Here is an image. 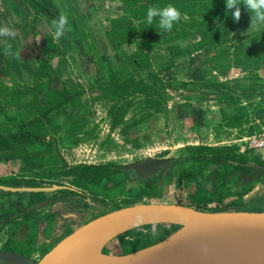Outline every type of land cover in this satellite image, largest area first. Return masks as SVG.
I'll list each match as a JSON object with an SVG mask.
<instances>
[{
    "label": "rangeland",
    "instance_id": "1",
    "mask_svg": "<svg viewBox=\"0 0 264 264\" xmlns=\"http://www.w3.org/2000/svg\"><path fill=\"white\" fill-rule=\"evenodd\" d=\"M47 2L51 5L52 10L56 11L54 18L44 16L42 11L35 9L29 0H0V27H10L8 24L10 23L13 29L16 28L15 32L17 33V25H24L26 38L30 41L28 43L33 44L36 50L32 53L35 57L31 59V63L35 66L38 62L37 72L42 64L43 42L47 43L46 41H48L56 47L55 55L66 51L60 39H63L72 50H77L76 48L81 44L79 48H82L83 51L80 52L85 51L83 56L94 65L95 72L92 68L91 73V78L94 81L89 83L84 77L80 78L73 68V61L63 60L65 67H69V75L67 72L65 75L66 82H68L67 88L73 98L66 102L62 109L51 112L45 120L43 128L37 131L40 134L53 136L51 137L52 141L42 147L39 145L26 146L28 144L26 142L17 147V143L14 142L9 147L10 155L8 152L0 153V162L15 159L12 162L14 164L12 168L3 172V176L15 175L50 184L71 186L69 184L73 178L59 176L64 172L62 159L65 164L72 166L104 163L121 166L147 158L183 159L188 156H203L208 154L205 149L224 147L230 148L235 156L242 155L246 159H252L254 150L264 148V46H258L255 52H247L255 44L258 45V41L257 43L249 42V34L245 36V33H248L245 31L248 24L246 29L239 30L234 25L237 22H232L235 32H231L221 43L202 46L200 50L192 51L188 59H177L175 63H171L167 55L162 52L163 42L167 43V40L150 41L152 45L145 57L137 59L141 70L136 71L130 69L131 59L128 54L126 57L128 59L125 58L122 47L119 48L120 50H114L116 57L113 58L112 52L101 38L106 31L103 29V25L109 20L108 15L122 16L119 7L113 8L104 17V13L101 14L98 12L99 10H95L96 8H92L89 14L87 10L84 11L81 7H77L74 0H47ZM41 4L43 1H40L39 5ZM173 5L178 9V2ZM240 8L244 18L249 17V13H246L247 10L242 4ZM62 12L68 16L67 30L62 37L55 39L51 21ZM204 12L205 10L199 7L198 3L191 4L185 11L191 23L198 24L200 22V24L212 26L223 21L222 18L215 20L205 18ZM128 15L133 18L131 12H128ZM95 20L98 25H103L98 26ZM239 22L247 23L245 19L239 20ZM150 31L147 30L145 33H150ZM134 36L129 35L131 38ZM75 39L79 42L76 45L73 42ZM17 42H19L18 33L16 38L0 37V58L4 62L2 69L5 70L4 74H0V133L14 131L21 122L35 114L37 106L35 94L39 88L33 90L35 81L27 78L25 68H22L19 58L5 55L6 45H11L12 50L16 52ZM144 46V43L141 44L139 49L145 48ZM192 46L194 47L191 44ZM234 47H236L237 54L241 52L239 56L249 54L251 57L246 59L252 63L243 66L234 64ZM130 52L132 55L136 53L135 51ZM254 55L257 60L259 59L257 63L253 61ZM28 59L30 60V57ZM77 59L79 62L82 60L81 58ZM56 60L58 59L56 58ZM63 67L60 66V68ZM114 74L118 78L125 79L136 76L138 83L152 84L153 86V93L148 90L150 93L148 96L141 99L135 96L132 98L133 103H128L129 98L126 100L127 102L121 103L120 108H117V117L114 123L128 118L126 124L129 126V122L137 118L140 122L142 120L139 123L142 125L146 124L153 115L159 114L162 121L154 132L137 133L138 137L136 135L123 137L118 127H115L114 124L112 126L107 112L109 108L113 109L110 107L111 103L107 101L108 97L99 91H90L89 86H93L96 82L100 88H104L108 79ZM42 84L39 91L41 94L45 93V85ZM140 88L141 86H136V89ZM184 105H198L207 112L216 111V107L223 110L227 117L226 121L221 122L220 120L221 124L215 125L217 128L215 126L212 128L213 130L216 128L214 132V137L218 139L216 145L212 146L215 141L203 142V134L207 136V125L196 120L184 121L175 116L173 111ZM75 110L78 114L73 117L72 113ZM76 119L79 121L82 119L84 123L81 126L77 125ZM80 131L85 135L76 137L75 135ZM113 131H116V135ZM60 134L64 135V139L60 137ZM45 141L47 143L48 140ZM20 152L24 154L22 157L18 156ZM203 166V164L192 162L186 164L185 170L181 172L174 168L170 180L159 188L155 182L149 183L145 188L124 187L120 179L115 177L116 174H113L110 179L112 183L109 186L111 188H104L103 185L91 186L89 189L75 188L105 202L106 211L149 202H171V204H182L211 212L239 208V206H235L237 202L231 205V203H225L222 200L227 199V194L233 193L225 187L222 189L224 193H217L214 196H208L203 189H200L201 184L207 182L206 176L209 174V170L203 169ZM207 167L210 169L213 166ZM233 171L231 170L229 173ZM188 173L190 176L187 178H179V175ZM229 173L228 177H230ZM114 183H116L115 186H113ZM1 199L5 198L0 197V201ZM48 209L45 208L44 211ZM168 229L169 227L165 226H155V229L153 226L137 229L114 240L106 248V251L117 254L133 252L138 248L139 242L147 244L151 240H159ZM5 240L6 233L4 232L0 234V245ZM32 242L33 239L30 243ZM43 251L44 249L40 251L39 256ZM39 256L36 255V258Z\"/></svg>",
    "mask_w": 264,
    "mask_h": 264
},
{
    "label": "water",
    "instance_id": "2",
    "mask_svg": "<svg viewBox=\"0 0 264 264\" xmlns=\"http://www.w3.org/2000/svg\"><path fill=\"white\" fill-rule=\"evenodd\" d=\"M90 6L88 0L85 1ZM264 160V148L254 150ZM170 160L147 158L123 166L129 178L143 181L168 169ZM132 184V181L130 182ZM63 187H7L11 193H50ZM69 212L75 225L34 262V258L0 250V264H264V211L198 210L182 204L137 203L105 212L100 204ZM263 210V209H262ZM140 218L142 223L136 226ZM169 227L159 240L124 254L104 248L117 238L151 226Z\"/></svg>",
    "mask_w": 264,
    "mask_h": 264
},
{
    "label": "flooded vegetation",
    "instance_id": "3",
    "mask_svg": "<svg viewBox=\"0 0 264 264\" xmlns=\"http://www.w3.org/2000/svg\"><path fill=\"white\" fill-rule=\"evenodd\" d=\"M29 1L32 4V6H34L35 9H37V10L39 9V11L41 10L42 13L44 14V16H46V17L49 16L50 18H54V16H55L54 14H56V11L52 10L51 5L47 2V0H40V1H43V4H41L42 6L39 5L40 4L39 0H38L39 2L37 0H29ZM88 1L90 2V6H87V4L85 3V0H74L75 4H77L76 5L77 7H79V8L81 7L82 10H84V11L87 10V12H89V14H90V10L92 8L95 9V6L91 0H88ZM89 14H88V16H89ZM134 20H137V18L133 17V19H128L127 17H124V18L117 20L118 24H113L115 20H108L107 26L100 24V23H99L100 25H98L97 20H95V23L98 26L103 25V29H106L104 34H102L101 38L103 39L102 41L104 43H106V45L108 46L107 47L108 49L110 46L113 49V51H112L113 58L116 57V53H114V50L116 51L117 49H119L123 45L118 40L112 41V39H110V38H112L111 35H113L114 39L117 38L116 35H114V32L116 31L117 28H119V30L123 31V34H121V36L123 38L126 36H129V35H126V29L129 27L128 23L135 25ZM173 29H174V26L172 28V31H173ZM176 31H179V28H177ZM138 33H139V30H136V32L134 33V34H136L135 35L136 37H137ZM151 33H152V31H150V34ZM170 33L171 32L169 31V35H167V34H164L163 32H160V34L157 36V40H160V41H161V39L166 40L169 37L167 42H169V44L171 43V45L169 47H167V43H166L163 46L164 48H162V49L165 51L168 50V53H169L168 59L171 60V63H175L174 55L176 57V52L174 51V48H171L174 46L173 42H174L175 33H172V34H170ZM146 34H148V33H146ZM183 35H187V34L183 33ZM195 36H197L196 41L200 39V37L198 35H195ZM136 37H132V38H136ZM147 37L153 38L154 36L151 35V36H147ZM60 40L63 43V46L65 47L66 51L61 52V54H59V55H55L56 47H54L48 41H46L47 43L43 42L44 48L42 51L43 54L41 55V58L43 57V59L41 61L42 65H40L41 68H40L39 72H37V75H35L34 78H32L34 81H35V79H38V81H35V82L42 84L43 81L47 80V76L45 75V72H44V70L46 69V66L51 65L52 60H56V58L58 59V60H56V66H58L57 67L58 68V80H56V82L58 81V83L56 84L57 91L54 90V92H56L55 95H57V97H59V100L62 101V104L58 105L56 110L62 109L63 105L73 98L70 96V90H68V88H67L68 82H66L67 77L65 75L66 72L67 73L69 72L68 71L69 67H65V64H64L65 61H63V60L67 59V60L73 61L72 65H73V68H74L75 72L77 73V75L80 78L84 77V79L86 81H88L89 83H91L90 81H94L93 78H91L92 77L91 76L92 68L95 71L94 65L91 62H88L87 59H85V57L83 56V53H85V51L83 53H81L83 51L82 48L81 49L79 48V47H81V44H79V47L76 48L77 50H72L70 48V46L68 47V45L64 42L63 39H60ZM73 42H75V45L79 43L77 41V39H75ZM193 42H195V40H192V43ZM47 44L49 47L47 46ZM138 44H139V48H141L140 47L141 46L140 41H138ZM132 45H134V44H132ZM151 45H152V43H150V42L148 44H146L144 47L147 49H145V50L150 49ZM178 46L180 48H182L180 45H178ZM189 46L186 45L184 49H188L189 54H192L191 50L195 47V45H194V47L193 46L189 47ZM197 46L198 45H196V48H197ZM196 48H194L195 49L194 51L197 50ZM142 49H140V50H142ZM33 52H36V50L34 48L29 52V55H28V57H30V60L35 57L34 54H32ZM75 53L78 54V57H80L82 59L81 62H79V60L77 61L75 59V57L73 59V54H75ZM146 53L147 52L143 53V51H140L139 54L136 55L135 57L139 60L140 58H144ZM165 55H166V53H165ZM126 59H128V58H126ZM130 64H131V67H130L131 70H136V71L141 70V68H138V67H136V65H133L132 61H130ZM32 66H33V64H32ZM60 66H64V67L60 68ZM2 68H4V62L0 58V71H1L0 74L1 75L4 74L3 72L5 71ZM80 70H82V71L80 72ZM68 75H69V73H68ZM134 77L135 78H133V77L129 78V79H133V83H132V85H130L128 87L126 86L127 79L118 78L117 76H115V74L112 75L108 79L107 85L104 86V88L103 87L100 88V85L96 84V82L93 84V86H89L90 91L91 90L92 91H99L100 93H102V94L104 93V95H106V97H108L107 101H109L111 103L110 107H112L113 110H111L109 108L107 113L110 117V120L112 121V126L114 124L115 127H119L118 128L119 132L123 137L126 135L132 136L135 134H130V133L128 134L127 131H129V130L123 131L124 128L129 127L126 124V121H128V119L125 121L124 120L125 118H124V119H121V121L114 123V120H116V117H117L116 116L117 108H120L121 103H123L124 101L125 102L128 101V103L132 102V100H133L132 98L135 96L138 97L139 99H141L143 97L148 96L150 94L149 91L153 93L152 84L138 83L137 82L138 80H136L137 77L136 76H134ZM99 80H101V78H99ZM122 84H125V85H122ZM145 85H146V87H145ZM121 86L127 87L124 89V91H126L127 93L118 92L119 95H117V88L121 87ZM136 86H141V88H140L141 90L136 89ZM134 90H139V91L135 92ZM146 91H148L147 94H145ZM69 107L71 108L70 104H69ZM76 114H78V112L75 110L72 113V116L74 117V116H76ZM123 114H122V116H123ZM48 115L45 117L46 120H47ZM26 121H28V120L26 119L23 122H26ZM75 121L78 122L79 120L76 119ZM148 121H151V119L150 120L148 119L146 124L148 123ZM141 122H142V120H141ZM141 122L138 121V123H141ZM134 123H136V122L133 121L129 125H133ZM146 124H142L140 126L136 125L135 127H138V129H141L143 131V134H144L145 133L144 130H146ZM18 128L14 129V131H10V132L8 131L7 133L15 134L18 131ZM44 136H45V140L46 139L48 140L47 143H50V141H52V139H53V138H51L53 136H49V135H44ZM63 136L64 135L60 134V137L63 138ZM136 137H138V135ZM45 140H44V143H46ZM40 147H42V146H40ZM6 152H8L9 155L11 154V151L9 150L8 147L0 148V153H6ZM189 157H191V156L185 157L183 159H171V158L166 159V158H163L166 160H170L168 169L165 170V169L161 168L158 175L147 178V179L140 181V182H139V180L135 181V179L134 180L130 179L128 176L130 173L129 171L123 172L120 170L121 167L129 165V164H123L121 166H115V165L112 166L111 164H105L104 163V164H100V165L77 164V165L72 166V165L65 164L63 159H62V161H63L62 165L64 166V168H63L64 172H63V174H59V176H61V177L64 176L66 178H73V180L69 184L71 186H67L64 184H55V183L50 184L47 182L37 181L35 179L17 177L15 175L14 176L12 175L11 177L3 176L0 178V185L1 186L35 187V188H37V187L57 185V186H61L63 188L59 189L55 192L45 193V194H52L49 196L55 197L53 204L45 205L42 207V206H39V203H38L35 206H33V208L29 207L27 205L31 193H27V192L11 193V192H4V191L0 190V197L5 198L3 200L1 199V201H0V234L4 233V232L6 233V240H5V242H3L0 245V250L15 252V253H19V254H22L25 256L32 257V258H34V262H35L36 260H38L42 256V254H44L49 249V247H51L53 244H55L57 241H59L61 238H63L65 235H67L72 230L71 229L70 231H67L69 229V227H71V226L75 227V225L73 224L72 219H71L72 217L65 218L63 215H66L69 212H73V211L80 212L83 210H89L88 216H89V218H92V217L99 215V214H94L95 212H93L91 210L92 205L100 204L102 207H104V209H106V203L105 202H103L101 200H97L94 197L87 195L85 192L80 191V189L75 188V187H77V188L89 189L91 186H95L97 184L87 183L83 187H80L77 184L73 183V181L77 182V176L67 175L65 173V171H67L66 169H68L70 167H76V166H81V165L95 166V167L96 166L97 167L105 166L107 169L110 170V172L113 171L114 172L113 174H116L115 177L117 179H120V181L122 182V185L124 187H126V183L131 184L130 182L132 181L131 185H137L138 188L139 187L145 188L146 186L149 185V183L153 184L154 182H155V184L156 183L158 184L157 187L159 188L161 186H164V184L166 182H168V180H170L171 174L174 172V168H177V171L179 170V172H181V168L185 164L184 160L186 158H189ZM194 157H196V156H194ZM156 159H159V158H156ZM255 160L256 161L262 160V158H261V156L256 155ZM262 161H264V160H262ZM135 162H137V161H135ZM135 162H133V163H135ZM130 164H132V163H130ZM249 166L251 169L249 176H248V174H245L244 172H238L239 174H237V172L234 170L232 173H229L230 177H228L226 179V182H227V184H229L230 187H228L226 185L220 186L216 193H218L220 191H221L220 193H222L223 192L222 189L224 187L227 189L234 188L236 190V188H240L241 185L242 186L247 185V180H249L250 182L253 181L252 176H253V174H255L254 172L257 170V168H256L257 166L255 165V163H250ZM184 170H185V166H184ZM188 174L179 175V178L180 179L182 177L187 178L188 176H190V174L189 175ZM89 175L90 174H88V176ZM104 176H106V175H104ZM112 177H113V175L111 176V178ZM13 179H15L19 182L13 183L11 181ZM110 179L107 181H103L102 183H100L98 185H103L104 188H111V186H109L112 183ZM258 181H256V182H258ZM204 183H206V182H204ZM115 185H116V183H114L113 186H115ZM251 185H253V184H250L249 186H251ZM200 189H203V183L201 184ZM7 193H10V194H7ZM38 193H44V192H38ZM47 199H48L47 197L46 198L43 197V201H45ZM12 204L19 206L17 208L20 209L21 211L20 210L17 211V209L16 210L10 209ZM45 208H49V209L44 211ZM105 212H107V211L105 210ZM74 227H73V229H74ZM32 239H33V242L30 243ZM110 244H108L104 248L105 253H108V254L112 253V252L106 251V248H108V246H110ZM138 244L139 245H138V248L136 250L145 247V243H143V242H139ZM43 249H44L43 253L41 254V256H39V253H41L40 250L42 251ZM113 254H117V253H113ZM36 255H38L39 257L36 258Z\"/></svg>",
    "mask_w": 264,
    "mask_h": 264
},
{
    "label": "trees",
    "instance_id": "4",
    "mask_svg": "<svg viewBox=\"0 0 264 264\" xmlns=\"http://www.w3.org/2000/svg\"><path fill=\"white\" fill-rule=\"evenodd\" d=\"M167 1L169 2V0H165L163 3H167ZM204 9H205V12H204L205 18H208L211 20L222 18L223 21L221 23H217L216 25H212V26L203 24V26L201 27L189 26L188 24H184V23L182 24V22L179 21L174 24V29L173 31L172 30L170 31L171 32L170 34L175 33V35H180L183 33L184 34L188 33L187 35L189 34H191L192 36L198 35L200 39H199V42L195 41V43H198L196 44L198 45L197 48H196V45L194 47L196 49H199L202 46L204 47L205 45L213 46V45H217L221 43L223 40L226 39V36H228L229 34H231V32L235 30L232 26V24L234 23V20L231 14L233 10L226 9L225 0H210L208 2L206 1L204 4ZM137 12H138L137 10L135 11L132 10V14L134 15ZM246 13L248 14L249 12L247 11ZM242 19H245L247 23L237 22V24H234V25L237 26L239 30H242L243 28L246 29L247 24H248V28L245 30L248 33H245V36L249 34L248 36L250 38L249 42L253 41L257 43L258 41V45L256 46L255 44L254 47L251 48V50L249 48L247 52H255L258 49V46L259 47L264 46V27L259 28V29L250 28V25H249L250 24V13H249V17H246V18H244V16L241 14L240 20ZM144 20H147L146 15L144 16ZM158 20L159 18L157 17L154 19L153 22L158 23ZM128 24H129V27L126 29V35L134 36V33L136 32V28L131 26L130 23ZM177 28H179V31H176ZM154 29L156 30V32L160 31V32H163L164 34L169 35V31H164L160 29L158 25ZM121 34H123V31L119 30V28H117L116 31L114 32V35H116V37H122ZM145 34L146 33L144 32L143 28H140L137 37L136 36L134 37L138 39V37H142ZM176 37L174 40L177 41ZM166 40L168 41V38ZM191 40H194V39H191ZM200 43H203L204 45ZM171 48H174V51L176 52V57H181L189 53L188 49L180 48L177 43H174V46ZM233 49L235 51L236 47H234ZM236 51L233 53L234 64L243 66V65H250V63H252V62H249L248 59H246V58L251 57L249 54H245V55L242 54V56H239L241 52L237 54ZM41 59H43V57ZM258 60L256 56L254 55L253 61L257 63ZM35 81H38V79H35ZM34 83H35L34 85L35 88H33V90H36V88H39L37 91V94H35V104L37 105L35 108V114H33V116L28 118L27 119L28 121L22 122L18 128V131L15 134L0 133V148H3V147L9 148L14 142L17 143L16 144L17 147H20L24 142L28 143L26 146H34V145L47 146L48 145V143L47 144L44 143V140H45L44 134H40L37 131L42 129L43 126L45 125L44 124L46 120L45 117L48 114H50V112H53L55 109H57L58 105L62 104V101H60L59 98H57V95H55L56 92L54 91H52L53 92L52 93L50 92V90H48V92L45 91V93L41 94L39 92L41 90L40 88L41 84L38 82H34ZM132 83H133V79H127L126 86L127 87L130 86L132 85ZM122 85H125V84H122ZM127 87H124V86L118 87L117 95H119L118 92L127 93L126 91H124V89ZM134 91L136 92L139 90H134ZM229 93H231V91H229ZM145 94H147V92H145ZM42 98L44 99V102ZM226 119L227 117L224 118V120ZM205 150L206 152H208V154H204L203 156H196V157L191 156L189 158H186L184 160L185 164L182 166L181 171L184 170V166L186 164H190L192 162L203 164L204 165L203 169L206 168L209 170V174L208 176H206L207 182L203 183V190L208 196H212V195L214 196L215 194H217L216 192L218 191V188L220 186L226 185L230 187L229 184H227L226 179L228 178V173L231 170H235L237 174H239L238 172H244L245 174H248L249 176L251 172L250 171L251 169L249 166L250 163H255V165L257 166L256 167L257 170L254 172L255 174H253V176L251 175L253 181L250 182L249 180H247V185L245 186L241 185L239 189H247L250 184H254L256 181L260 180V178L264 177V161L262 160L256 161L255 160L256 155H254L252 159H246L242 155L235 156L234 154H232V150L227 147L209 148ZM22 155H24L22 152L18 154V156L20 157H22ZM207 166H213V167L209 169ZM66 170L67 171H65V173L67 175L77 176V182L73 181V183L77 184L80 187H83L87 183H94L98 185L102 183L103 181L109 180L114 173L113 171L110 172V170L107 169L105 166L95 167V166L81 165V166H76V167H70ZM88 174L90 175L88 176ZM11 181L13 183L19 182L15 179ZM128 186L138 187L137 185H129L126 183V187ZM229 191L233 192L235 191V189L229 188ZM219 193L220 192H218V194ZM7 194H10V193H7ZM49 195H52V194L31 193L27 205L32 208L38 203H39V206H42V207L45 205H51L53 204L55 197L49 196ZM43 197L44 198L47 197L48 199L43 201ZM17 207L19 206L12 204L10 209H15V210L17 209V211H19L20 209H18Z\"/></svg>",
    "mask_w": 264,
    "mask_h": 264
},
{
    "label": "crops",
    "instance_id": "5",
    "mask_svg": "<svg viewBox=\"0 0 264 264\" xmlns=\"http://www.w3.org/2000/svg\"><path fill=\"white\" fill-rule=\"evenodd\" d=\"M91 1L93 2L96 10H99L98 12H100L101 14L104 13V17L107 15V12L111 11L113 8H116V7L120 8L122 16L113 15V14L108 15L109 20H115L114 23L112 22L113 24H117V20L124 18V17H127L128 19H133V18H130L128 15V12H131V16H133L134 18H137V20H134V24L136 26L132 25V24H131V26L135 27L136 30L143 28L144 32H147V30L152 31L151 34L150 33L145 34L142 37H138V39L137 38H131L129 36H126L124 38L123 37H117L114 39L113 35H111L112 38H110V39H112V41L118 40L122 43V45H123L122 48L125 51V52L123 51V54L125 55V57H128V55H129V59H131L130 61H132L133 65H136V67H138V68H140L139 67L140 64H139V62L135 56L138 55L140 51H143V53L148 52V50H145L147 48H143L142 50L139 49L138 41H140V44L144 43L146 45L150 41L157 40V36L160 34V31L156 32V30L154 29L158 25V23L153 22L152 25L149 26L146 22L147 20H144V16L147 14V10L149 7H153V6L164 7L168 4L173 5L175 2H178V4H179L178 9L183 10V11L179 10L180 12L183 13V14H181L180 22H182V24L183 23L188 24L189 26L201 27V26H203V24H200V22L198 24L191 23L188 20L187 14L185 13V11L193 3H198L199 7L204 9L205 2L206 1L208 2V0H179V1L169 0V2L167 1V3H163L165 0H113V1L91 0ZM132 10L133 11L137 10L139 13L137 12L134 15V14H132ZM146 18H147V16H146ZM8 24L13 29V26L10 23H8ZM107 24H108V21L106 23H104L105 26H107ZM17 28H19L17 31L19 42H17V44L15 45V47H16L15 50H16V52L20 53L19 60L22 64V68H25L26 76L28 79L31 80L32 78H34L35 75H37L36 66H38L37 65L38 63L35 66L34 65L32 66L31 60L28 59L29 52L34 48L33 47L34 45L33 44L30 45L28 43L30 41L28 38H26L27 34L24 32V30H25L24 25L18 24ZM15 29L16 28H14L13 30H15ZM192 34H194V33H192ZM146 35L147 36L153 35L154 37L153 38L147 37ZM175 37L177 38V41L174 40L173 43H178V45H180L182 48H185L186 45L187 46L190 45L189 47H191V44L192 45L198 44L195 42L192 43L191 39H194L196 41L197 36H192L191 34H189V35L180 34V35H175ZM175 37H174V39H175ZM161 41H162V39H161ZM196 42H199V40H197ZM163 43H164V45L166 44L165 42H163ZM132 44H134V45H132ZM170 45H171V43L169 44V42H167V47H169ZM109 49L111 52L113 51L111 46L109 47ZM199 49H197V50H199ZM194 50L195 49H192L191 53ZM130 51H135L136 52L135 55H132ZM162 52L164 53V55L166 53L167 58L169 57L168 50H166V51L163 50ZM190 56L191 55L189 53L184 55V56H181V57H175V55H174V58H175L174 61L176 62L177 61L176 59H188ZM74 57L77 61H78L77 58H80V57H78V54H76V53L73 54V59H74ZM164 57H166V56H164ZM51 63L52 64L46 66V69L44 70L45 75L47 76V80L45 82H43V84L45 85V91L46 92H48V90H50V92L54 91V90L57 91L56 84L58 83V81L56 82V80H58V68H57L58 66H56V60H52ZM81 71L82 70H80V72ZM216 109H217L216 111H212V112L208 111L207 112L206 110H203V108L199 107L198 105H184V106L177 107L176 110L173 112H174L175 116L177 118L179 117L181 120H184V121L196 120L201 124L203 123V125H207L208 126L207 136H205L203 134V142L215 141V143L212 145V146H214L217 144L216 140H218L216 137H214V132L216 131V128H217V126H215V125L221 124V122H223V120L225 118V113H223V110H220L218 107H216ZM127 119L128 118H125L124 120L126 121ZM150 119H151V121H148V123L146 124V130H144L145 133L146 132L147 133L154 132L156 127H159V124L162 121V117L159 114L153 115V117L152 118L150 117L149 120ZM220 120H221V122H219ZM134 121L136 123H134L133 125H129V127H127V128H124L123 131L129 130V131H127L128 133L135 134L136 136H137V133L143 134V131L141 129H138V127H135L136 125L140 126V124L138 123V119H135ZM224 121H226V120H224ZM132 122L133 121H130L129 123H132ZM83 123H84V121L81 119L80 121L77 122V125L81 126ZM214 126L216 127L215 130L212 129ZM209 128H211V129H209ZM203 132H204V129H203ZM113 133L116 135V131H113ZM83 135H85V133L80 131L75 136L79 137V136H83ZM14 160L8 161V162H4V161L0 162V178L3 177V175H4L3 172L9 171L12 168V165H14L12 162ZM227 196H228L227 199H222L225 201V203H229V204L231 203V205H234V202H237V204H235V206H239V208H237V209H229L230 211L240 210V209H243V210L248 209V210L257 211V212L258 211H264V210H262L264 208V177H262L258 182L249 186L247 189H244L243 191L239 188H236V190L233 191V193H229V194H227ZM226 201H228V202H226ZM158 203H171V202H158ZM69 228H72V226Z\"/></svg>",
    "mask_w": 264,
    "mask_h": 264
},
{
    "label": "clouds",
    "instance_id": "6",
    "mask_svg": "<svg viewBox=\"0 0 264 264\" xmlns=\"http://www.w3.org/2000/svg\"><path fill=\"white\" fill-rule=\"evenodd\" d=\"M226 9L233 10L232 18L234 21L239 22L241 17L242 4L244 8L250 13V28H262L264 27V0H225ZM147 24L152 25L155 18H159L158 27L164 31H171L174 24L181 19L180 11L172 4H168L164 7H149L147 10ZM68 25V16L66 13H61L57 18L51 21V29L54 30V38L59 39L62 37ZM249 28V29H250ZM17 33L15 30L8 26L0 27V37L15 38ZM5 55L12 58H19L20 53L14 52L11 45H6ZM142 223V220L138 218L136 226ZM155 229V225L153 226Z\"/></svg>",
    "mask_w": 264,
    "mask_h": 264
},
{
    "label": "built area",
    "instance_id": "7",
    "mask_svg": "<svg viewBox=\"0 0 264 264\" xmlns=\"http://www.w3.org/2000/svg\"><path fill=\"white\" fill-rule=\"evenodd\" d=\"M263 144V143H262Z\"/></svg>",
    "mask_w": 264,
    "mask_h": 264
}]
</instances>
